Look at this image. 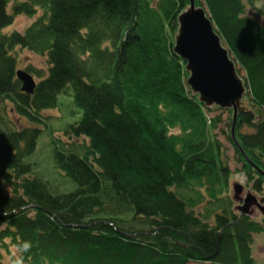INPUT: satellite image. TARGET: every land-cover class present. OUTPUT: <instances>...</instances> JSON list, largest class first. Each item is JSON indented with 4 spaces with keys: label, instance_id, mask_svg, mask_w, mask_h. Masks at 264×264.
Wrapping results in <instances>:
<instances>
[{
    "label": "trees",
    "instance_id": "trees-1",
    "mask_svg": "<svg viewBox=\"0 0 264 264\" xmlns=\"http://www.w3.org/2000/svg\"><path fill=\"white\" fill-rule=\"evenodd\" d=\"M257 1L195 4L243 72L249 111L237 117L238 146L228 139L261 194L264 176L238 148L264 172V25L247 13ZM188 3L0 0V102L40 122L70 88L83 116L63 132L85 141L69 148L52 138L56 167L76 184L62 192L27 159L42 130L0 124V248L17 250L8 263L0 252V264H260L251 245L263 227L234 210L231 170L213 133L220 117L192 93L173 52ZM38 11L23 32L6 31L17 16ZM17 48L47 58L46 75L26 69L39 78L32 95L16 76ZM204 199L216 208L213 225L195 211ZM25 242L31 246L22 251Z\"/></svg>",
    "mask_w": 264,
    "mask_h": 264
},
{
    "label": "rangeland",
    "instance_id": "rangeland-1",
    "mask_svg": "<svg viewBox=\"0 0 264 264\" xmlns=\"http://www.w3.org/2000/svg\"><path fill=\"white\" fill-rule=\"evenodd\" d=\"M11 3H9L10 5ZM10 11V9H9ZM260 11H264V0L257 1L254 7H249L247 10L248 15L257 19L264 25V18L261 16ZM41 15V11H38L35 16L19 15L17 16L12 25L9 26L6 31L8 33L12 31L23 32L26 27L32 24L38 16ZM14 55L17 58V69L26 70L31 68L33 70L43 71L46 75L48 71V63L46 56L37 55L26 49L17 48L14 51ZM35 81L38 82L39 78L32 74ZM239 75L242 76L243 72L240 71ZM213 110L209 113V116H219L220 122L218 123L216 129L213 131L216 138L222 144V157L223 161L227 163L228 168L231 170L229 196L232 198L233 191L231 190V184L233 182L241 183L246 190L251 191L258 197L263 196L264 191L259 194L252 189V184L248 183L246 174L241 169V162L238 161L237 155L235 153L232 142L228 139L231 133L230 118L232 117L231 109H222L218 107H212ZM83 114L82 111L76 106L72 98V91L69 88L68 93L60 94L58 97V106L56 109H49L42 113V121L31 122L28 119L19 116L13 109V105L10 102H0V120L4 127L22 129L24 127H37L42 130L41 135L37 140V145L35 152L28 157V162L34 165V171L36 175L41 176L46 182L53 185L55 189H59L62 192H71L76 188V184L71 181L64 172L56 167L54 161V145L52 143V138L61 140L62 144H66L67 147L72 145L84 146L85 143L83 139H76L68 137L63 130H65L69 125L78 123ZM178 195L181 194L186 198H195L196 194L188 192L185 189H176ZM233 207V205H232ZM196 213H200L207 217L209 223L213 225V211H216L214 206H210L206 199L198 202L194 207ZM237 212V211H236ZM238 213V212H237ZM251 218L258 221L262 227L263 231L259 233L252 234V245L251 252L253 259L264 264V219L258 211H256ZM0 252L3 256V261L8 263L11 261L12 256H17V250L15 247L9 245V251L0 248ZM188 264H209L200 262H189Z\"/></svg>",
    "mask_w": 264,
    "mask_h": 264
},
{
    "label": "water",
    "instance_id": "water-1",
    "mask_svg": "<svg viewBox=\"0 0 264 264\" xmlns=\"http://www.w3.org/2000/svg\"><path fill=\"white\" fill-rule=\"evenodd\" d=\"M178 27L174 36L173 52L185 62L188 72L187 85L199 102L205 107L217 106L232 110L231 137L235 142L234 128L239 114L249 111L244 99L246 87L239 75L235 61L216 32L209 16L202 6H196L195 0H189L188 6L177 16ZM21 82V91L32 95L36 82L25 70L16 71ZM245 160L250 162L263 176L264 172L252 163L244 151L238 147ZM232 199L239 216H252L256 211L264 219V194L258 197L239 182L231 185Z\"/></svg>",
    "mask_w": 264,
    "mask_h": 264
},
{
    "label": "clouds",
    "instance_id": "clouds-1",
    "mask_svg": "<svg viewBox=\"0 0 264 264\" xmlns=\"http://www.w3.org/2000/svg\"><path fill=\"white\" fill-rule=\"evenodd\" d=\"M30 246H31L30 243L25 242V243L22 245V251H26ZM15 264H21V260H20V259H17V260L15 261Z\"/></svg>",
    "mask_w": 264,
    "mask_h": 264
}]
</instances>
